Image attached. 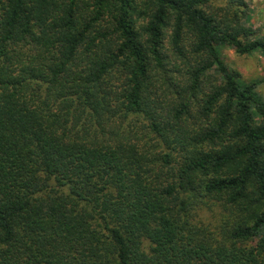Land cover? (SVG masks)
<instances>
[{
    "label": "trees",
    "instance_id": "1",
    "mask_svg": "<svg viewBox=\"0 0 264 264\" xmlns=\"http://www.w3.org/2000/svg\"><path fill=\"white\" fill-rule=\"evenodd\" d=\"M245 9L0 0V264H264Z\"/></svg>",
    "mask_w": 264,
    "mask_h": 264
},
{
    "label": "rangeland",
    "instance_id": "2",
    "mask_svg": "<svg viewBox=\"0 0 264 264\" xmlns=\"http://www.w3.org/2000/svg\"><path fill=\"white\" fill-rule=\"evenodd\" d=\"M246 3V27L253 29L259 38H264V0H243ZM226 64L237 71L244 83H259L258 92L264 98V54L254 53L239 56L231 49L221 48Z\"/></svg>",
    "mask_w": 264,
    "mask_h": 264
}]
</instances>
